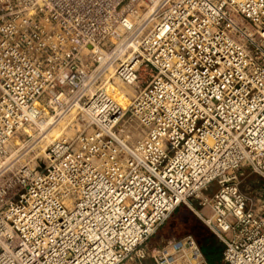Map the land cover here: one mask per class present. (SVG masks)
Wrapping results in <instances>:
<instances>
[{"label":"built area","instance_id":"built-area-1","mask_svg":"<svg viewBox=\"0 0 264 264\" xmlns=\"http://www.w3.org/2000/svg\"><path fill=\"white\" fill-rule=\"evenodd\" d=\"M142 66L123 108L108 83ZM56 106L86 125L42 161H9ZM242 166L264 178V0H0V264H209L188 234L148 244L181 204L223 263L264 264Z\"/></svg>","mask_w":264,"mask_h":264},{"label":"rangeland","instance_id":"rangeland-1","mask_svg":"<svg viewBox=\"0 0 264 264\" xmlns=\"http://www.w3.org/2000/svg\"><path fill=\"white\" fill-rule=\"evenodd\" d=\"M112 71L113 70H111V76ZM138 71V80L132 85L123 84L114 78V76H112L113 80L110 79V84L108 83V85L112 86V88L109 87V90H111L114 100L123 108L128 107L131 97L138 89L142 88L146 84L151 73L150 70L144 66L139 68ZM113 88H115L116 91L121 90L119 92L122 94L124 93L125 98L118 99L116 95L117 93L115 90H113ZM77 112L78 109H67L64 106H56L54 110H48V114L43 115L40 121L45 122L46 125L42 122V125L39 126L38 124H40V122H36L35 125H31V128H26L28 132L20 131L17 134V138L12 140L13 146L9 151V161H15L19 164L29 165L33 164L34 162L42 161L45 157V148L49 143L52 142L53 139L56 140L58 138L64 137L69 138L73 136L82 126L86 125V116L77 114ZM127 115L128 113H126V115L123 117L121 126L130 125L131 127L136 128V122L129 121L127 119ZM43 127L44 129H42ZM133 134L134 136L137 135L136 129L133 130ZM238 173L239 174L236 182L240 192L249 199V202L253 208H264V178L254 173L246 166H242ZM218 187L219 185L214 182L210 184L206 190H203L201 193H199L197 197L192 198V200H190V205L194 211H199L200 209L206 212L210 211V207L207 204L202 206L201 202L205 198H209L212 193L218 189ZM184 229L185 228L183 227L181 228L180 226H177L175 223V217L170 215L164 221L161 227L153 234L148 244L154 246L157 245L162 239L183 236L184 234H179L178 236H175V234L181 233ZM189 231L192 232L193 236L197 238V244L204 250L209 248L206 240L210 238L218 250L222 249V242L216 240V238L213 237L206 227H204V232H197L193 229ZM122 264H152V262L149 258H147L141 262L126 260ZM221 264L225 263L221 262Z\"/></svg>","mask_w":264,"mask_h":264},{"label":"crops","instance_id":"crops-1","mask_svg":"<svg viewBox=\"0 0 264 264\" xmlns=\"http://www.w3.org/2000/svg\"><path fill=\"white\" fill-rule=\"evenodd\" d=\"M170 215H173V217H175V223L177 226H180L181 228L182 227L185 228L181 233H176L175 236H178L179 234H184V235L188 234V235H191L196 240L197 238L194 237L193 233L190 232L189 230L193 229L197 232H200V231L204 232V227L207 228V226L198 218V216L195 214V212L190 210L184 204L179 205ZM210 233L213 235L214 238H216V240L220 241L212 233V231H210ZM210 239L206 240V243L209 246V248L207 250H204L203 248H201V246H199V247L201 248L203 255L205 256L208 263H217V262L221 263L222 262L221 261V252H222L223 247L221 250H218L216 248V246L214 245V242L212 241V239L211 240ZM222 246H223V244H222Z\"/></svg>","mask_w":264,"mask_h":264},{"label":"bare ground","instance_id":"bare-ground-1","mask_svg":"<svg viewBox=\"0 0 264 264\" xmlns=\"http://www.w3.org/2000/svg\"><path fill=\"white\" fill-rule=\"evenodd\" d=\"M110 72H111V70H110ZM114 90L116 91V89H114ZM119 91H121V90H119ZM119 91H116V93H117L116 95H117L118 99H119V98H125V97H124V93L122 94V93H120ZM72 113H73V112H72ZM70 115H72V114H70ZM73 115H75V114H73ZM42 122H43V121H42ZM42 122H40V124H38V125H39V126L42 125V124H41ZM43 124L46 125L45 122H43ZM41 127H42V126H41ZM42 129H44V127H43ZM42 129H40V130H42ZM45 129H47V128H45ZM47 135H48V134H47ZM44 136H45V135H44ZM44 136H43V137H44ZM41 139H42V138H41ZM53 140H54V139H53ZM53 140H52V141H53Z\"/></svg>","mask_w":264,"mask_h":264},{"label":"trees","instance_id":"trees-1","mask_svg":"<svg viewBox=\"0 0 264 264\" xmlns=\"http://www.w3.org/2000/svg\"><path fill=\"white\" fill-rule=\"evenodd\" d=\"M209 264H221L220 262H217V263H209Z\"/></svg>","mask_w":264,"mask_h":264}]
</instances>
